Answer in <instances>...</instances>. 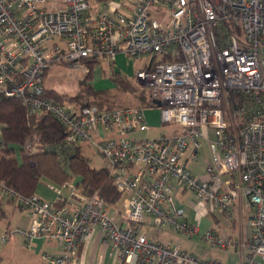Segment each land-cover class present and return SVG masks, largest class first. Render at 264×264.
I'll return each instance as SVG.
<instances>
[{"label":"built area","instance_id":"1","mask_svg":"<svg viewBox=\"0 0 264 264\" xmlns=\"http://www.w3.org/2000/svg\"><path fill=\"white\" fill-rule=\"evenodd\" d=\"M263 45L264 0H0V94L20 99L29 115L50 113L63 124L56 149L62 159L93 147L121 193L110 214L97 192L83 194L74 180L61 185L69 196L50 183L52 200L22 197L0 182L30 218L27 228L6 230L0 242L13 232L28 242L53 241L58 252L43 253L44 264H79L80 247L97 228L112 264H221L140 232L149 222L198 235L208 246H237L225 232L200 231V222L187 220L176 193L188 191L209 205L201 216L229 212L244 196L251 211L240 264H264ZM118 54L149 56L134 79L161 102L154 105L160 122L177 130L135 137L149 129L144 107L99 109L44 96L51 64L87 71L86 62L94 61L109 72ZM209 132L204 174H192L187 161L197 160ZM23 149L37 151L30 141Z\"/></svg>","mask_w":264,"mask_h":264},{"label":"trees","instance_id":"2","mask_svg":"<svg viewBox=\"0 0 264 264\" xmlns=\"http://www.w3.org/2000/svg\"><path fill=\"white\" fill-rule=\"evenodd\" d=\"M86 63L89 72L85 81L80 82L78 92L72 99L75 98L81 106L94 104L99 109L127 106L120 103L116 93H136L138 88L134 76L122 74L113 64L107 77L100 78L104 80L102 84L107 81L109 83V79L112 83L99 87L101 84L95 85L93 81L94 61ZM44 96L56 102L63 98L50 89H45ZM136 97L139 102L137 106L155 107L148 93L145 94L142 89ZM65 133L63 124L50 113L29 115L20 99L0 94V182L20 196L28 197L35 193L41 179L61 186L71 177H78L77 183L83 194L97 192L106 204H116L121 199V193L112 185L105 166L92 167L90 159L80 153L78 148L67 159L59 156L56 149ZM27 141L37 151L26 152L23 146ZM8 201L13 203V198L8 196ZM17 206L21 207L19 204L14 205ZM4 217L6 212L0 200V219Z\"/></svg>","mask_w":264,"mask_h":264},{"label":"rangeland","instance_id":"3","mask_svg":"<svg viewBox=\"0 0 264 264\" xmlns=\"http://www.w3.org/2000/svg\"><path fill=\"white\" fill-rule=\"evenodd\" d=\"M98 7L101 5L100 3L97 4ZM117 60L121 59V68L120 71L122 74H125L127 76L132 77L136 70L141 69L145 66V64L149 60L148 55H143L139 58L135 57H125L122 54L116 55ZM102 64V61H101ZM93 68V74L95 82V85L101 84L99 87H103V85H110L109 83L112 81L109 79V83L102 84L104 80H100V78L107 77L108 71L104 70V68L99 67V65L94 64L92 66ZM87 71L84 70H78L75 69L68 64L64 63H55L51 64L50 67L47 68L44 76H43V85L45 89L53 90L54 92H57V94H60L63 96L61 100H58V102L64 104V105H71V104H78L77 100L74 98L72 99L78 92L79 84L80 82L85 81V77L89 72V68H87ZM137 84V85H136ZM138 90L136 93L133 92H117L116 95L118 99L120 100V103L122 105H136L138 104V100L136 95L140 93V89H142L145 94H147V90L144 87V85L140 83H136ZM115 91H112L114 93ZM71 97V98H69ZM156 112L158 111L157 108H154ZM159 116V111H158ZM158 123L155 126H151L147 131H144L148 135V137L153 138L154 136H158L160 134H168L173 130H177L178 126L175 124H162L160 122V119H158ZM143 132V131H142ZM143 134V133H142ZM141 133L132 134V136H139L142 135ZM213 139L212 133L209 132L208 139H201V146L200 150L198 152V158L196 161L188 160L187 161V168L195 174L202 176L204 174V168L206 165V161L208 158H210L209 153V143ZM80 153L87 156L90 159V164L94 168H100L105 166L104 159L95 151V149L91 146H82L79 148ZM66 169V166H64ZM227 175H222L220 177L221 181H224L227 179ZM74 180L78 181V177H71L68 181ZM50 183L47 182L45 179H41V182L38 185L39 188H48ZM46 188V189H47ZM62 191V194L65 196H69V190L67 188H64L63 186L59 187ZM49 189V188H48ZM50 190V189H49ZM179 197L182 199L183 207L185 211V215L187 217V220L190 223H198L199 220L203 217L207 216L211 218V213L206 212L205 216H201L202 208L205 207L208 211L209 205L205 203L203 205L201 202L195 200L194 195L192 193L187 194V196L179 195ZM0 200L3 208L6 212V217L0 219V235L4 233L6 230H8L7 226L9 228H13L16 223H18L19 220H21L20 217L26 218L29 217V210L27 208L23 207H16V211L14 216L11 218L10 214L13 206L17 205L16 201L13 200L12 202L8 201V195L0 191ZM121 200H119L116 204L110 205L112 208L110 209V214H113L114 207H117L119 205ZM192 201V203H191ZM243 205L246 203V198L243 197L242 200ZM224 214L226 217V214L223 211H216L212 212L215 213ZM199 214V215H198ZM204 214V213H202ZM149 223V222H148ZM148 223L143 224L140 227V232L144 233L146 237L151 238L156 230H158V234L156 236L157 241H161L163 243H169L171 245L175 244L178 239L182 240L181 248L193 253L195 255H209L213 253L214 251H220L219 246H208L201 238L196 235L192 237H187L179 233L173 232L168 226H163L160 228L152 227ZM165 234V235H163ZM49 242L45 243V246L43 247V250L49 249ZM51 251V250H50ZM0 264H42L40 253H37L34 249H32L28 244H26L24 238L22 235H19L17 233H10V237L6 241L0 242Z\"/></svg>","mask_w":264,"mask_h":264},{"label":"crops","instance_id":"4","mask_svg":"<svg viewBox=\"0 0 264 264\" xmlns=\"http://www.w3.org/2000/svg\"><path fill=\"white\" fill-rule=\"evenodd\" d=\"M262 56L264 58V45L262 47ZM117 57V56H116ZM121 59L117 60L115 58V67L120 70L122 64ZM100 79V77H98ZM263 78H264V69H263ZM153 108H145L144 114L146 122L149 126H155L158 123V111L154 110ZM151 125V126H150ZM143 133L142 135L136 136L137 133ZM135 137H148L144 131H135L133 134H135ZM159 136V135H158ZM154 137H157L154 136ZM153 137V138H154ZM208 160V159H207ZM192 174H195L191 170ZM197 175V174H195ZM39 185V184H38ZM37 185V188H38ZM36 188L35 194L38 196L47 199L52 200L54 198V193L49 190L46 186V188H39V190ZM190 192L188 191H182L177 192L176 197L179 205L184 209L182 199L179 197V195L187 196ZM244 196H240L237 202L234 204L232 210L229 212H225L226 217L224 214L220 213H211V218L207 216L200 219V231H204L206 228L210 227L213 228L217 232H225L227 235L236 238L238 240L237 246H229V247H220V251H214L213 253L209 255H196L201 259L206 260H217L221 264H240L242 257L244 253L246 252V245H245V239L248 234V217L251 211V208L245 203L243 205L242 200ZM192 203V201H191ZM14 207V206H13ZM16 207H14L11 211L10 217L12 218L15 214ZM205 216V213L202 215ZM21 220L16 223V225L13 226V228H27L30 223V218L26 217L25 219L20 217ZM148 220L151 221V218H148ZM8 230H11L13 228H9L7 226ZM170 228V227H169ZM171 229V228H170ZM172 230V229H171ZM158 230L154 233V235L151 238L156 239ZM20 235V234H19ZM165 235V234H163ZM23 237V236H22ZM26 244L30 246L32 249H34L37 253H40V258L42 261V264H44V260L42 258L43 253H56L58 252V246L53 241H46L41 238H35L32 239L30 242L23 237ZM49 242V249L43 250V247L45 246V243ZM161 242V241H160ZM163 243V242H162ZM176 243L182 244V240L178 239ZM51 250V251H50ZM110 245L102 240L101 234L98 231L97 228L92 232L91 236L87 239V241L80 247L79 255H80V263L79 264H112L111 257L109 255Z\"/></svg>","mask_w":264,"mask_h":264},{"label":"water","instance_id":"5","mask_svg":"<svg viewBox=\"0 0 264 264\" xmlns=\"http://www.w3.org/2000/svg\"><path fill=\"white\" fill-rule=\"evenodd\" d=\"M152 103H153L155 106H157V107H159V106L161 105V102L158 101V100H152Z\"/></svg>","mask_w":264,"mask_h":264}]
</instances>
